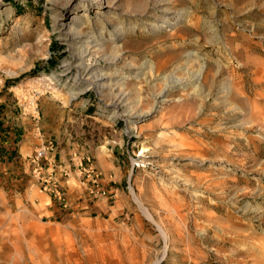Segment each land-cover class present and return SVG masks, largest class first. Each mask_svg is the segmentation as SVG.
I'll use <instances>...</instances> for the list:
<instances>
[{
	"label": "rangeland",
	"instance_id": "374dc122",
	"mask_svg": "<svg viewBox=\"0 0 264 264\" xmlns=\"http://www.w3.org/2000/svg\"><path fill=\"white\" fill-rule=\"evenodd\" d=\"M263 39L264 0H0V142L85 151L58 216L0 168V264H264Z\"/></svg>",
	"mask_w": 264,
	"mask_h": 264
},
{
	"label": "crops",
	"instance_id": "0c3cea01",
	"mask_svg": "<svg viewBox=\"0 0 264 264\" xmlns=\"http://www.w3.org/2000/svg\"><path fill=\"white\" fill-rule=\"evenodd\" d=\"M5 133L3 134L2 138L3 143L0 142V168L5 169L7 167L10 174L12 169L13 171H15L14 169L17 170L18 175L14 176L12 179L18 180L20 187L18 190L15 189L14 194L15 196H17V194L23 195L22 192H24L26 188L22 186L23 182L20 181L24 178L20 170H27L30 166L32 167L29 155H31L33 151L41 145L42 139L33 136L28 138L26 141L22 140V142L17 145L18 142H13L15 132L9 129L5 130ZM25 135H27V133ZM85 141L86 140L84 139V145H82V148L85 147V149H87V146L89 145ZM67 144L57 141V144L55 145V142L53 141V146L48 150L47 156L42 159L43 170L46 168L44 173L52 174L53 179L57 181L60 190L65 194L66 197L65 200L62 201L58 199L54 193L51 192L52 195L48 194L52 204L48 206L49 202H47L46 208L57 216L61 215L63 211H65V208H67L68 204H71L72 202L69 179L62 181L60 178V175L63 173L62 170H64L66 173H69L72 171L71 168L74 166V164H82L81 157L84 156L85 152L80 150L79 145L75 142L73 146ZM72 153H74L73 157L76 159L73 162L70 161V158H72ZM50 169H52L51 172H48ZM4 172L6 173V170H4Z\"/></svg>",
	"mask_w": 264,
	"mask_h": 264
},
{
	"label": "built area",
	"instance_id": "2783aa9c",
	"mask_svg": "<svg viewBox=\"0 0 264 264\" xmlns=\"http://www.w3.org/2000/svg\"><path fill=\"white\" fill-rule=\"evenodd\" d=\"M262 47L264 50V39L262 40ZM53 146L52 140H45L39 147H37L31 155H29L30 161L32 163V171L37 178H39L44 184V188L49 186V189L55 196L64 201L65 194L60 190L59 185L55 179H53L52 174H46L43 170L42 159L47 156L48 150Z\"/></svg>",
	"mask_w": 264,
	"mask_h": 264
},
{
	"label": "bare ground",
	"instance_id": "6f19581e",
	"mask_svg": "<svg viewBox=\"0 0 264 264\" xmlns=\"http://www.w3.org/2000/svg\"><path fill=\"white\" fill-rule=\"evenodd\" d=\"M79 65V67H81L82 65L81 64H78ZM84 77L83 78H85V76H86V79L87 80H90V79H95L96 78V76H95V74L91 71V69H86V70H84ZM88 75V76H87ZM97 80V79H96ZM97 83V82H96ZM96 85H98V84H96ZM100 87V86H99ZM136 197V196H135ZM137 198V200H138V197H136Z\"/></svg>",
	"mask_w": 264,
	"mask_h": 264
}]
</instances>
